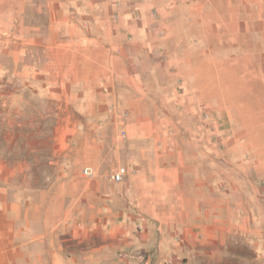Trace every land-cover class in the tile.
<instances>
[{"label": "rangeland", "instance_id": "1", "mask_svg": "<svg viewBox=\"0 0 264 264\" xmlns=\"http://www.w3.org/2000/svg\"><path fill=\"white\" fill-rule=\"evenodd\" d=\"M22 43L21 39L8 41L15 55L0 56L2 179L9 177L7 182L28 193H65L70 185L61 178L75 176L80 194L86 186L98 188L99 184L85 180L100 175L108 187L117 184L127 194L131 190L132 211H127L149 219L148 224L143 226L140 217L139 224L126 226L117 241L107 233L95 235L93 244L107 247L98 253L102 262L97 264H264V119L246 117L255 108L264 109V105L246 103L245 96L236 97L228 44L223 41L219 57L222 95L216 109L208 101L189 105L147 96V109L162 116L152 120L161 134L143 136L138 128L144 121H132L125 103L114 104L113 115L99 114L80 84L54 92L52 76L43 79L45 74L40 73L42 77L27 71ZM2 47H6L5 40H0ZM137 51L144 54L143 49H136V54ZM192 58V68L205 70L212 85L213 55ZM155 60L164 57L160 55ZM144 69L142 79L150 83L152 72ZM167 79L164 73L159 78L164 92L170 86ZM207 99L214 100L213 96ZM124 112L129 113L127 118ZM123 128H127L126 138L121 135ZM197 131L204 132L197 136ZM155 142L160 152L150 165L151 173L155 171L156 175H150L149 163L136 162L138 153L133 150ZM91 143L105 156L103 162H97L98 169L86 164V147ZM166 143L171 146L168 151ZM172 162L181 166L175 186L167 192L161 182L168 176L161 172ZM87 167L92 169V175L84 173ZM120 167L126 168V174L121 181H115L112 174ZM199 172L204 186L199 185ZM150 182H157L161 188L156 199L154 190H146ZM9 183L0 180V186ZM202 187L204 198L198 200L197 191ZM182 194L186 198H181ZM78 218L80 222L82 217ZM81 245L85 247V241Z\"/></svg>", "mask_w": 264, "mask_h": 264}, {"label": "crops", "instance_id": "2", "mask_svg": "<svg viewBox=\"0 0 264 264\" xmlns=\"http://www.w3.org/2000/svg\"><path fill=\"white\" fill-rule=\"evenodd\" d=\"M16 39L23 41L27 71L45 74H40L43 79L52 76L54 92L80 84L99 114L113 115V105L125 103L132 121H144L137 129L143 136L161 134L152 120L162 116L147 109V96L189 105L208 101L216 109L222 95L223 41L229 45L236 97L264 105V0H0V40L6 41L0 56L15 55L8 41ZM138 48L144 54H136ZM199 54L213 55L212 85L205 70L192 68V56ZM160 55L164 60H155ZM143 69L152 72L150 83L142 79ZM163 73L170 81L167 92L159 80ZM212 96L211 102L207 98ZM246 117L264 119V109L255 108ZM128 125L135 129L133 122ZM203 132L197 131V136ZM86 148V164L98 169L104 154L95 144ZM158 148L155 142L133 150L138 153L136 162L149 163L150 175H156L150 165L158 158ZM164 148L168 151L171 146L166 143ZM174 165L161 172L168 176L161 182L167 192L175 186L181 166ZM198 178L204 186L202 175ZM8 179L0 177L5 184ZM61 180L70 185L65 193H28L12 182L0 186V264H97L102 262L98 253L107 247L95 246V235L107 233L117 241L126 226L139 224L140 217L143 226L148 224L149 219L130 213L131 190L127 194L117 184L108 187L98 175L85 183L99 187L86 186L79 194L75 176ZM147 185L156 199L161 188L157 182ZM203 198L204 187L196 199Z\"/></svg>", "mask_w": 264, "mask_h": 264}, {"label": "built area", "instance_id": "3", "mask_svg": "<svg viewBox=\"0 0 264 264\" xmlns=\"http://www.w3.org/2000/svg\"><path fill=\"white\" fill-rule=\"evenodd\" d=\"M128 115H129L128 112H124L123 117L127 118ZM121 135H122L123 138H126L127 131H126L125 128H123L121 130ZM84 173L87 174V175H92L93 171H92V169L90 167H88V168H86L84 170ZM125 174H126V168L125 167H121V168L118 169V171H116L115 173L112 174V179H114L115 181H121Z\"/></svg>", "mask_w": 264, "mask_h": 264}]
</instances>
